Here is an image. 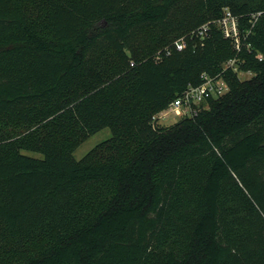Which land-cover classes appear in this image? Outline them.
Returning <instances> with one entry per match:
<instances>
[{
    "label": "trees",
    "instance_id": "16d2710c",
    "mask_svg": "<svg viewBox=\"0 0 264 264\" xmlns=\"http://www.w3.org/2000/svg\"><path fill=\"white\" fill-rule=\"evenodd\" d=\"M47 9L41 21L0 0V264H264V0ZM226 9L240 51L217 23ZM206 22L201 43L192 32ZM236 56L252 77L229 69L210 108L154 123ZM106 127L112 136L77 159ZM38 237L40 254L12 262L8 251Z\"/></svg>",
    "mask_w": 264,
    "mask_h": 264
},
{
    "label": "built area",
    "instance_id": "2783aa9c",
    "mask_svg": "<svg viewBox=\"0 0 264 264\" xmlns=\"http://www.w3.org/2000/svg\"><path fill=\"white\" fill-rule=\"evenodd\" d=\"M256 20V15H253ZM224 35L230 38L238 51L241 50V30L240 20L229 9H226L221 19L217 21ZM211 22H206L192 32L193 37H198L203 43L204 39L209 36ZM177 50H184L188 41L185 36L176 39L173 43ZM260 59L263 58L259 54ZM240 72L239 58L233 57L225 62L223 71L217 75H211L207 72L202 74V82L198 85H190L179 97L172 101L167 108L154 115V123H160L159 119L177 117L187 118L195 117L210 105V100L221 97L230 90L229 83L225 79L224 72L227 70Z\"/></svg>",
    "mask_w": 264,
    "mask_h": 264
},
{
    "label": "rangeland",
    "instance_id": "374dc122",
    "mask_svg": "<svg viewBox=\"0 0 264 264\" xmlns=\"http://www.w3.org/2000/svg\"><path fill=\"white\" fill-rule=\"evenodd\" d=\"M17 3L24 6L27 10H30V12L35 17L41 16V21H43L44 14L47 8H49V4L54 3L58 0H14ZM44 4V5H43ZM48 10V9H47ZM47 22L44 21L43 25ZM220 53L223 56H229L231 53V49L227 46H222L220 48ZM239 76L241 79H247L253 76V73L251 71H241L239 72ZM211 106L209 105L208 108ZM183 118H177V117H170V118H161L159 119L160 123L162 125L166 126H174L177 122H179ZM112 136V131L109 127L103 128L102 130L92 134L89 136L84 142H82L77 149L74 152V155L77 159H81L84 156H86L91 150H93L96 146L101 144L102 142L106 141ZM25 153L35 155V156H42L41 154H38L36 152H30L25 151ZM48 246V240L46 237H38L30 242L27 243H20L16 244L15 248H12L11 251H8V256H11L12 262H22L26 259L30 258L31 256H35L37 254H40V252ZM7 252V251H6Z\"/></svg>",
    "mask_w": 264,
    "mask_h": 264
}]
</instances>
